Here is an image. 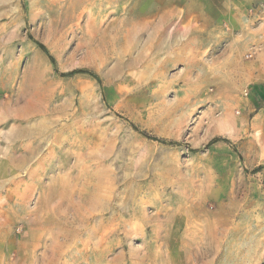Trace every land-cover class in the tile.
<instances>
[{
	"label": "rangeland",
	"instance_id": "374dc122",
	"mask_svg": "<svg viewBox=\"0 0 264 264\" xmlns=\"http://www.w3.org/2000/svg\"><path fill=\"white\" fill-rule=\"evenodd\" d=\"M0 264H264V0H0Z\"/></svg>",
	"mask_w": 264,
	"mask_h": 264
},
{
	"label": "trees",
	"instance_id": "16d2710c",
	"mask_svg": "<svg viewBox=\"0 0 264 264\" xmlns=\"http://www.w3.org/2000/svg\"><path fill=\"white\" fill-rule=\"evenodd\" d=\"M37 46H38V48H39L42 52L46 53V49H45V47H44L42 44L37 43ZM49 60L52 61V58L49 57ZM77 74H86V72H85V71H82V70L71 71V72L66 73V74H61L60 77H70V76H74V75H77ZM141 134H142L143 136H145L146 138L150 139V140L157 141V142H160V143H166V141H164V140H162V139H156V138L150 137V136H148V135L145 134V133H141ZM218 142H224V143H227V141H226L225 139L215 138V139L210 140V141L206 144L205 148H207V147H209V146H211V145H213V144H216V143H218ZM257 170H259V169H257Z\"/></svg>",
	"mask_w": 264,
	"mask_h": 264
},
{
	"label": "bare ground",
	"instance_id": "6f19581e",
	"mask_svg": "<svg viewBox=\"0 0 264 264\" xmlns=\"http://www.w3.org/2000/svg\"><path fill=\"white\" fill-rule=\"evenodd\" d=\"M228 132V131H227ZM228 135H229V132H228ZM90 234V233H89Z\"/></svg>",
	"mask_w": 264,
	"mask_h": 264
}]
</instances>
